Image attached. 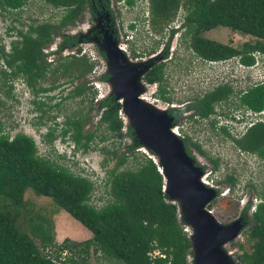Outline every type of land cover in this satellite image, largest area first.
I'll use <instances>...</instances> for the list:
<instances>
[{"label": "trees", "instance_id": "1", "mask_svg": "<svg viewBox=\"0 0 264 264\" xmlns=\"http://www.w3.org/2000/svg\"><path fill=\"white\" fill-rule=\"evenodd\" d=\"M39 1L60 10L57 21H31L24 31L16 32L17 39L9 41L7 50L0 44V84L20 78L35 94L52 91L62 84H72L90 73L94 64L79 53L77 47L76 54L60 56L53 66L44 61L42 50L56 36L60 37V43L54 51L46 54L74 45L76 38L60 34V29L75 22L84 8L94 16L101 3L107 6L106 1L97 0ZM25 2L0 0V9L16 10ZM122 2L130 6L134 0ZM179 4L184 8L181 24L184 26L182 35L187 36L184 47L201 60L217 61L234 57L242 65H250L254 61L252 52L264 55V0H148L151 29L160 31L175 15ZM217 26L250 35L255 41L243 43L236 49L200 36V31ZM128 27L133 28L132 23ZM168 32L169 37L175 30L169 29ZM131 49L129 51L133 56ZM153 52V46L147 49L148 54ZM259 61L263 63L261 58ZM259 72H263V68ZM107 75L103 73L99 77L106 80ZM141 79L146 84L155 85L152 92L154 97L166 103L171 101L166 95L163 61H152ZM44 82H48L47 85H42ZM246 85L245 89L238 91V104L253 111L264 108V84L255 80ZM7 86L10 89V83ZM85 93L87 88L79 82L62 98ZM232 94V86L228 83L213 86L187 104L193 110L190 117L193 120L210 117L214 105L227 101ZM32 102L35 100L32 99ZM41 105L42 101H38L37 108ZM54 105L57 106V103ZM98 105L100 113L97 123L103 125L110 135L120 136L122 123L117 116L119 102L110 93L99 99ZM167 113L176 117L179 112L168 108ZM210 120L209 126L217 129L214 120ZM61 124L57 133L61 140L64 137L82 150L90 146L94 134H82L80 120L65 116ZM52 130L44 133L45 141L51 142L53 139ZM216 132L231 138L237 150L264 159V122L253 123L238 136L230 135L225 127H219ZM126 133H130V127L126 128ZM180 140L186 154L190 155L191 146L205 156L199 143L191 141L186 133L181 134ZM139 147V143L133 140L127 145L126 155L116 157L115 151H110L115 161L106 172L109 199L100 207H95L89 203L94 185L88 177L73 173L67 167L39 155L30 136L22 132L9 135L0 123V264H88L72 257L59 259V256L65 250L71 255L76 253L79 256L82 253L85 258L89 247L93 253L100 252L121 264H190L187 255L191 254V243L182 230V222H178L176 205L163 193L161 175L152 159L144 154L136 155L134 148ZM129 158L134 163L126 167L124 164ZM209 160L212 169H217L218 160L211 157ZM222 182L231 187L235 180L231 174H225ZM249 186L255 189L252 184ZM26 190L35 196L48 197L57 208L67 212L90 231L91 237L71 243L64 239L57 246L55 255L43 253L54 244L51 223L39 209L23 198ZM256 194L258 201L249 216L246 214L249 202L243 205V218L249 224L246 240L251 244L247 250L238 244L242 249L239 257L241 264H264V182ZM74 247H77L76 251L71 250ZM154 251L157 254H152Z\"/></svg>", "mask_w": 264, "mask_h": 264}, {"label": "rangeland", "instance_id": "2", "mask_svg": "<svg viewBox=\"0 0 264 264\" xmlns=\"http://www.w3.org/2000/svg\"><path fill=\"white\" fill-rule=\"evenodd\" d=\"M97 1H106L108 5L104 6L101 3L96 8L94 16L86 8L75 22L60 29V34H68L76 38L74 45L62 47L56 53L46 54L50 50L54 51L55 46L60 43V37L56 36L42 50L45 55L44 61L53 66L57 58L75 53L77 47L79 53H83L93 62L90 73L81 80H75L72 84H62L52 91L36 94L20 78H15L11 82L3 81L0 84V123L3 130L9 135L22 132L30 136L39 155L46 156L57 164L67 167L73 173L88 177L94 185L89 203L100 207L109 199L108 184H105L106 172L115 161L110 151L114 150L116 157L126 155L127 145L136 140L140 145L139 148H134L136 155L144 154L146 157L151 155V151L137 140L131 128L130 133H126V128L129 126L126 116L120 110L117 113L122 123L120 136L110 135L103 125L97 123L100 113L98 100L111 93L109 90L111 82L108 81L110 75L106 73V70L109 69L110 61H112L110 58H114V61L116 58L111 48H105L107 51H102L103 41L110 38L112 45L121 50V58L128 65L141 64L144 66L152 61H163L164 84L166 95L171 99L170 102L166 103L152 95L155 89L154 84L144 83L141 77L138 78L137 83L147 100L152 102L151 107L156 111H160L162 106L166 109L170 107L173 110L171 107H175L174 109L180 110L175 118L167 113V116L171 117L169 122L176 125L179 138L182 133H186L191 137V141L199 143L204 151L205 156L189 146V158L191 161H196V164L194 162L193 164L201 171L200 179L209 184H206V187L215 190V196L208 203L207 208L212 211L216 220L223 224L235 219L241 222L238 236L229 241L225 247L229 251L230 264H241L239 257L242 249L247 250L251 244L246 240L249 224L245 223L241 210L242 206L249 202L250 207L246 212L249 216L253 205L258 201L256 192L260 191L264 182V159L261 160L253 154L237 150L231 138L218 134L216 130L220 127L219 125L223 126V121H219L222 116L228 118V113L243 116L244 107L238 104L237 95L239 90L245 89L246 84L253 80L254 70L240 67L237 58L234 57L229 58V62L208 64L207 61L201 60L184 47L187 36L182 35L180 28L168 37V30L179 24L183 17L184 8L180 4L175 15L163 25L160 31L156 32L151 29L148 22V0H134L130 6L125 5L122 0ZM60 13V10L53 9L39 0H26L23 6L16 10L0 9V44L7 50L9 41L17 39L16 32L24 31L28 23L31 21L55 23ZM129 23H132L133 28L128 27ZM199 34L204 38L236 49H239L243 43L255 41V38L250 35H242L224 26L200 31ZM151 46L154 52L148 54L147 49ZM129 49L133 51L135 57L131 55ZM103 73L108 74L106 80H101L99 77ZM79 82L87 88V93L63 99L62 97ZM9 83L10 89L7 86ZM47 83L44 82L42 85H47ZM220 83H228L232 86L233 94L228 97L227 101L216 103L215 113L210 117L196 118L193 121L186 120L184 117L188 112L184 114L181 111H185L187 103L192 102L195 96L203 94ZM32 99L35 102H32ZM153 99L156 102L153 103ZM38 101H42L39 108H37ZM55 103L57 106L54 105ZM65 116L76 117L82 122L80 126L82 134L93 132V140L89 142L90 146L87 149L82 150L81 147H76L64 137L61 140L59 134L57 135ZM260 118L263 119L261 115ZM209 119L216 122L214 125L217 129L213 130L209 126ZM242 121L246 123L249 120L243 118ZM244 123L241 125L236 123L231 131H227L230 135L238 136L242 133L241 126ZM51 129H53L51 132L54 137L51 142H47L43 136ZM100 137L103 139L100 140ZM209 157L218 160L217 169H212ZM152 158L155 157L152 156ZM133 161L129 158L124 165L126 167L133 165ZM225 174L233 176L235 180L233 186L230 187L222 182ZM249 184H252L255 189H252ZM23 198L28 200L35 209H39V212L44 214L51 223L54 244L43 253L50 256L55 255L57 246L64 239L71 243L91 237L90 231L69 216L67 212L57 208L48 197L35 196L30 190H26ZM177 212L178 222H182V230L190 241V229L179 209ZM238 244L242 245V249ZM76 249L77 247H74L71 250L76 251ZM91 250L92 248L89 247L85 258L82 257V253L79 256L76 253L71 255L63 250L59 259L72 257V259L88 264H121L101 255L100 252L93 253ZM152 254H157V252L154 251ZM190 257L191 254L187 255V261L191 264Z\"/></svg>", "mask_w": 264, "mask_h": 264}, {"label": "water", "instance_id": "3", "mask_svg": "<svg viewBox=\"0 0 264 264\" xmlns=\"http://www.w3.org/2000/svg\"><path fill=\"white\" fill-rule=\"evenodd\" d=\"M103 42L102 51L111 48L116 54L115 61L114 58H110L112 61L106 70L110 75L109 90L114 100L119 102L120 111L126 116L127 124L137 140L151 151L148 157L157 164L162 191L168 200L176 205L177 211L180 210L183 220L190 229L191 264H222V260L230 264L229 251L225 247L238 236L240 220L235 219L223 224L217 221L212 211L207 208L215 196V190L206 187L200 179V169L193 164L189 155L185 153L180 138L173 132L174 125L169 122L171 117L167 116V109L164 107L156 111L151 107L155 113L161 114L160 121L143 111L130 78L134 75L135 84L138 85V78L149 65H128L121 58L118 47L112 45L110 38L104 39ZM129 66H133L134 69L140 68L131 71ZM143 67L145 69L138 75ZM138 87L140 88L139 85Z\"/></svg>", "mask_w": 264, "mask_h": 264}, {"label": "built area", "instance_id": "4", "mask_svg": "<svg viewBox=\"0 0 264 264\" xmlns=\"http://www.w3.org/2000/svg\"><path fill=\"white\" fill-rule=\"evenodd\" d=\"M251 55L254 58V61H253L252 64H250V65H242L238 61H237V63H238V65L240 67H242L244 69L248 68V69L254 70L253 72H254L255 75L253 77L252 82L257 80L258 82L264 84V78H263L262 75H260L259 69H257V65L260 63L259 59L262 58V57L264 58V55H261L257 51L256 52H252ZM216 62H219V63L229 62V58L228 59H223V60H217V61H213V60L207 61L208 64H212V63H216ZM243 109H244V115L246 116V120L248 119L249 121L246 122V123H244V121L240 122V125H241V123H244V125L241 126V128H242L241 132L242 133L245 131L246 128L251 126L253 123L264 122V115H262V114H264V108H262L259 111H253V110L248 109V108H243ZM260 115L263 117V119L260 118ZM234 116L238 120H240V118H241L240 115H234ZM226 129L231 131V128L229 126H226ZM252 209H253V207H252Z\"/></svg>", "mask_w": 264, "mask_h": 264}, {"label": "bare ground", "instance_id": "5", "mask_svg": "<svg viewBox=\"0 0 264 264\" xmlns=\"http://www.w3.org/2000/svg\"><path fill=\"white\" fill-rule=\"evenodd\" d=\"M120 54H121V52H120ZM153 55H155V54H153ZM129 68L132 69L131 71H135V70H138L140 67H137V68L134 69L133 66H129ZM144 69L145 68L143 67V69L140 71V74H138V75H141V73L143 72ZM130 80H131L133 89L135 90V93L137 94L138 100H139L140 104L143 107V111L148 112L151 117H153L157 121H160L161 120V118H160L161 117L160 116L161 114L155 113V111L151 108V104L150 103H152V102H149V100H147V97L144 96V93L142 92V90H140V88L138 87V85L135 84L134 75L131 76ZM134 86H135V88H134ZM154 102H156L155 99H153V103ZM162 108H164V106H162ZM131 120H132V124H133L134 121H133L132 118H131ZM173 132L175 134H177V132L174 129H173ZM203 182H205V181H203ZM222 264H228V262L227 261L225 262L224 260H222Z\"/></svg>", "mask_w": 264, "mask_h": 264}, {"label": "clouds", "instance_id": "6", "mask_svg": "<svg viewBox=\"0 0 264 264\" xmlns=\"http://www.w3.org/2000/svg\"><path fill=\"white\" fill-rule=\"evenodd\" d=\"M182 22H183V19L181 17V21L179 22V24L176 25L177 26L176 29L182 27L181 26ZM172 29H174L176 31L175 27L172 28ZM180 30H182V29H180ZM261 59L263 60V63L260 61V63L257 65V69L261 70V68H263V72H260V75H262L263 78H264V58L262 57ZM205 61H209V60H205ZM214 113H215V111L211 115H213ZM243 118H246V116L244 115V112H243V116H241L240 120L236 119L233 113H228V118H225V116H222V118L219 120V121H223V126H221V125H219V126L220 127H225V128H226V126H229L230 128H233L235 126V124L236 123L239 124L242 121ZM173 129L177 132V127H175V125H174ZM176 135L179 137L178 134H176ZM205 184H207V183H205Z\"/></svg>", "mask_w": 264, "mask_h": 264}, {"label": "flooded vegetation", "instance_id": "7", "mask_svg": "<svg viewBox=\"0 0 264 264\" xmlns=\"http://www.w3.org/2000/svg\"><path fill=\"white\" fill-rule=\"evenodd\" d=\"M107 5H108V3H107ZM85 9H86V8H84L83 11H84ZM99 20H100V18H99ZM176 27H177V26H175V29H176ZM183 27H184V26L180 27V29H182V31H183ZM177 29H178V28H177ZM187 104H188V103H187ZM169 108H170V107H169ZM171 108L173 109V111H176V112H177V111H180L179 109H174L175 107H171ZM176 108H177V107H176ZM181 112L184 113V114H186V113L188 112L187 115H185L184 118H185L186 120H189V121L192 120V121H193V119L190 117L191 114L193 113V110L190 109L189 107H187V105L185 106V111H181ZM171 115H172L173 118H175V117L173 116V114H171ZM176 116H177V115H176ZM209 121H212V120L209 119ZM214 122H215V121H214ZM215 123H216V122H215ZM175 127H176V125H175ZM253 155H254L255 157H257L255 154H253ZM191 157H192V155H191ZM257 158H258V157H257ZM193 159H194V158H193ZM258 159H259V158H258ZM194 160H195V159H194ZM193 162H194V161H193ZM194 163L196 164V161H195ZM207 185H209V184H207ZM241 211H242V214H243V206H242V210H241ZM241 218H242V217H241ZM243 219H244V218H243Z\"/></svg>", "mask_w": 264, "mask_h": 264}]
</instances>
